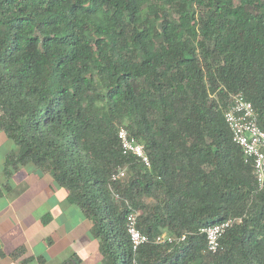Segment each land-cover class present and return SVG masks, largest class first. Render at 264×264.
Instances as JSON below:
<instances>
[{
  "label": "trees",
  "instance_id": "obj_1",
  "mask_svg": "<svg viewBox=\"0 0 264 264\" xmlns=\"http://www.w3.org/2000/svg\"><path fill=\"white\" fill-rule=\"evenodd\" d=\"M235 93L264 130V0H0L4 174L49 173L103 264H264V187L224 118ZM130 212L150 238L136 252ZM234 217L204 252L200 229Z\"/></svg>",
  "mask_w": 264,
  "mask_h": 264
},
{
  "label": "crops",
  "instance_id": "obj_2",
  "mask_svg": "<svg viewBox=\"0 0 264 264\" xmlns=\"http://www.w3.org/2000/svg\"><path fill=\"white\" fill-rule=\"evenodd\" d=\"M16 146L0 130V264H103L91 222L31 164L4 174Z\"/></svg>",
  "mask_w": 264,
  "mask_h": 264
},
{
  "label": "built area",
  "instance_id": "obj_3",
  "mask_svg": "<svg viewBox=\"0 0 264 264\" xmlns=\"http://www.w3.org/2000/svg\"><path fill=\"white\" fill-rule=\"evenodd\" d=\"M231 98V104L224 112V118L231 131L232 141L241 148L244 159L251 161L257 186L263 188L264 130L257 124V114L250 101L246 100L241 93H235ZM117 137L123 154L134 155L146 167L150 166V160L143 145L131 137L126 128L118 127ZM125 174V168L118 169L112 174L111 180L121 179ZM241 222V217L227 218L201 228L200 232L205 237L204 252L216 253L221 247L220 240L224 233L234 224ZM126 232L133 252H136L142 244L150 241V238L138 229L135 212H130L126 216ZM184 237V235L173 237L162 233L153 237L151 241L155 243H172L182 241Z\"/></svg>",
  "mask_w": 264,
  "mask_h": 264
},
{
  "label": "rangeland",
  "instance_id": "obj_4",
  "mask_svg": "<svg viewBox=\"0 0 264 264\" xmlns=\"http://www.w3.org/2000/svg\"><path fill=\"white\" fill-rule=\"evenodd\" d=\"M5 188H6V187H5V184H3V185L0 184V189H1V190H5Z\"/></svg>",
  "mask_w": 264,
  "mask_h": 264
}]
</instances>
